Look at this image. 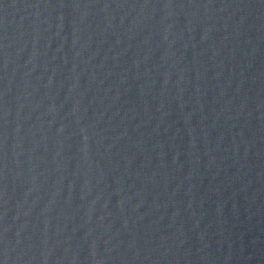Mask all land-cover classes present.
Masks as SVG:
<instances>
[{
  "label": "water",
  "instance_id": "water-1",
  "mask_svg": "<svg viewBox=\"0 0 264 264\" xmlns=\"http://www.w3.org/2000/svg\"><path fill=\"white\" fill-rule=\"evenodd\" d=\"M0 264H264V0H0Z\"/></svg>",
  "mask_w": 264,
  "mask_h": 264
}]
</instances>
